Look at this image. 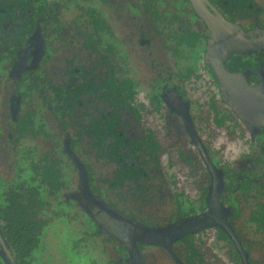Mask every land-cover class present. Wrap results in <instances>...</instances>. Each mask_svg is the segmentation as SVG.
Instances as JSON below:
<instances>
[{
  "label": "flooded vegetation",
  "instance_id": "1",
  "mask_svg": "<svg viewBox=\"0 0 264 264\" xmlns=\"http://www.w3.org/2000/svg\"><path fill=\"white\" fill-rule=\"evenodd\" d=\"M70 252L264 264V0H0V264Z\"/></svg>",
  "mask_w": 264,
  "mask_h": 264
},
{
  "label": "rangeland",
  "instance_id": "2",
  "mask_svg": "<svg viewBox=\"0 0 264 264\" xmlns=\"http://www.w3.org/2000/svg\"><path fill=\"white\" fill-rule=\"evenodd\" d=\"M66 233H68V231ZM60 240H61V238H60ZM48 249H49V251H52L54 249V243L48 244ZM50 253H59V252H50ZM69 255L71 257V263L70 264H76L73 254L70 252ZM81 256H87L89 258V261L90 260L100 261V259H98L96 256L91 255L90 253L82 252ZM55 257H56V255H54V261H55ZM87 257H85V258H87ZM79 264H88V263L86 261H83V262L80 261Z\"/></svg>",
  "mask_w": 264,
  "mask_h": 264
}]
</instances>
